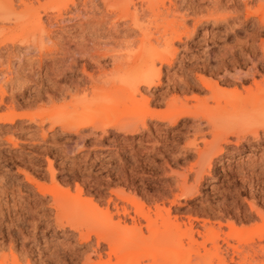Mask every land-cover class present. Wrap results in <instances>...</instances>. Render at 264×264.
<instances>
[{"label":"rangeland","instance_id":"rangeland-1","mask_svg":"<svg viewBox=\"0 0 264 264\" xmlns=\"http://www.w3.org/2000/svg\"><path fill=\"white\" fill-rule=\"evenodd\" d=\"M84 1L39 0L37 5L31 0L39 22L25 17L0 33L5 91L0 117L10 115L0 129V264H81L84 255L96 260L91 252L96 237L83 241L84 234L102 227V217L107 232L118 218L129 227L133 218L137 227L144 226L136 205L152 215L160 208L182 230L193 229L201 255L204 245L212 248L205 235L213 232L218 252L211 264H239L243 257L246 264H264V239L252 236L264 228V124L241 119L244 108L264 94V63L257 65L254 79L248 72L263 54L258 44L264 41V0H94L85 6ZM14 2L19 8V0ZM173 4L191 33L174 44L173 65H163L158 80L140 89L152 114L123 120L131 110L115 89L125 70L113 72L109 85L93 88L96 70L109 73L111 57L126 49L132 64L140 43L134 29L153 25V32L154 24L171 19ZM28 44L31 50L23 52ZM91 54L98 55L96 64ZM180 106L198 109L204 135L193 136L189 117L175 124L161 119ZM78 114L82 122L77 124ZM206 116L219 118L218 130L247 129L246 136L230 135L231 144L220 142L222 151L209 150L205 141L215 132L205 127ZM201 150L211 153L199 159L197 178ZM185 178L193 190L183 198ZM26 179L46 191L40 193ZM229 227L242 238L228 237ZM182 243L187 248V240ZM99 248L106 250L103 243Z\"/></svg>","mask_w":264,"mask_h":264},{"label":"bare ground","instance_id":"bare-ground-1","mask_svg":"<svg viewBox=\"0 0 264 264\" xmlns=\"http://www.w3.org/2000/svg\"><path fill=\"white\" fill-rule=\"evenodd\" d=\"M14 1H17V0H0V33L10 30L13 27L19 26V22L22 21L21 19L25 17L30 18L29 20H31V22L33 21L39 22L40 20L39 13H38V7H37V5H39L40 3L39 0H34V3L37 5L31 2V0L30 1L29 0L28 1L19 0L20 2L19 8H16L17 6L15 5ZM86 2H88L90 5L91 4L94 5L95 1L86 0L84 1V6L85 4H87ZM176 7L177 6L174 5V8H173L174 12H172V15L170 14L171 12L168 8L169 11H167L166 17L171 15L172 16L171 19H167L164 22L157 24V25L154 24V27L156 28L154 29L153 32H151L153 30L151 29L153 25L152 27L147 26V25L144 27L143 24H141V26L139 27L135 25L136 27H138V29L135 28L134 31L138 30L137 32H139L138 40L136 41H139L140 43L138 47L139 48L138 54L136 55L135 60L133 61L132 64L128 62L129 61L128 59L129 49H126V51L125 50L123 51V53L128 52L125 54L126 56L124 57L120 49L119 52L122 53V54L120 53L121 55L117 54L118 52L116 51L115 55L116 54L117 55L111 57L110 62L112 63V68H111L112 70L111 71L109 70L110 71L109 73H107L108 71L105 72V70L102 69V67L97 66L99 67V69L96 70L98 71V75H96L98 77L95 76L96 77L95 79V77L93 76L95 81L97 80V82H92L91 87L93 88H96L97 87L96 85L98 83L102 85H106V86L109 85L112 82L110 77L113 72L117 73L118 71L125 70L123 78L120 82L121 86L115 89V94L117 95L119 100L124 102L126 104V107L131 110V113H127L121 117L123 120H129V119L142 120L151 113L150 110L148 109L147 99L145 96H143L140 93V89L141 87H150L154 84L156 80H158V78L160 77L161 69L163 65H167V68H170L173 65L174 60L177 55V48L174 47V44L182 43L183 38L188 37L189 34L191 33V30H189L188 27L185 26V23H184L185 16L183 14L177 15L178 7L177 8ZM134 10L136 11V9ZM178 16H180L181 20L177 18ZM135 22H137V20ZM260 22L262 23L261 25L264 28V19L261 20ZM47 25L49 28H53L54 26V23L50 21V18H48ZM142 26L144 28L146 27L148 28L151 27V28L150 29L146 28L147 30L146 29L143 30ZM127 28L126 30H128ZM48 33H49L48 37L50 39L51 32L49 31ZM116 34L118 35V32H116L115 35ZM122 36L125 37L124 35ZM131 37L133 38V36ZM115 38L116 37H114V39ZM115 41H113V43ZM132 41L134 43L135 40H132ZM125 43L123 45H125ZM127 43H130V42H127ZM127 43L126 45H128ZM136 43L137 42H135V44ZM105 44H109V43L106 42ZM117 45H119V43ZM258 46L260 50H262L263 54H262V57H260V59L254 58L253 60H255V62L253 60L251 61L252 65L248 69V72L250 73V76L252 77V79H254L255 75H258L257 65H259L260 63H264V41L261 40ZM97 49H98V46L96 50ZM101 49H102V46H101ZM22 50L23 52L29 53V51L31 50V45L28 44ZM96 50H94V52ZM99 51L97 54H101L99 53ZM102 51L103 53L106 51V48L104 49V46H103ZM105 54L107 55V53ZM92 55L93 54H91L90 56H91L92 61L94 62L95 58L98 55L95 54L96 56L94 58H92ZM102 57L104 58L103 54H102ZM102 57L100 55L99 58L101 59ZM126 58L128 61L126 60ZM156 62L159 63V66L156 65ZM73 65H74V62H73ZM41 68H42V63L40 62L38 70H40ZM121 69H124V70H121ZM68 70H71L70 67ZM45 74H48V73L46 72ZM88 76L92 78V75L88 74ZM263 83H264V80H263ZM203 85H205L206 87L209 86L205 82H203ZM101 90H105V89L101 88ZM4 95H5V91L3 90L2 86H0V103H2ZM255 100L256 102H255V105L253 104L254 105L253 107H251L250 109H247V107L244 108L243 112L241 113V119H243L242 121H247V122L253 120L258 125L260 122L264 124V94H261ZM93 113L94 112H92V114ZM95 114H98V113L96 112ZM9 116L10 115L0 117V129H2L3 127L2 125H4L8 121ZM221 116H224V114ZM88 117H90V115ZM183 117H186V118L189 117L190 119H192L193 122L191 125V131L194 137L199 136V134L204 135L201 132L202 125L200 122L201 120L199 119V111L197 108H194L192 110L190 108H187L186 106L172 107L171 109L168 110L167 114L165 115L163 114V116H161V119L163 121H167L168 123L175 124L179 118H183ZM74 119H76L77 124L81 120L79 114L76 115ZM85 119H88V118H85ZM122 119H119V120H122ZM117 120H118V117H117ZM207 120H208L207 124H204L206 125L205 127H208L207 125H209L210 126L209 129L212 128L213 132H215L214 134H211V136L213 135L211 141H208V142L205 141V145H206L205 148L208 147L209 150H215L219 148V151H222V148L220 147V142L223 141L224 145L231 144L232 142L229 139L230 135H231L230 137L236 136L238 139L241 136L243 137L246 136V135H243L245 133H242V132H244V130H247V129H243V131L241 132L235 131L234 129L233 131L229 129L230 132L228 130L221 131V130H218V127H217V121H219V118L208 116ZM261 127H264V125H262ZM248 128H251V127H248ZM239 134L241 135L239 136ZM252 134H253L252 136H254V133ZM256 135L258 136V134H255V136ZM255 149L258 151L259 147ZM203 150L200 151L201 154L198 153V157H197L198 160L195 163V168H196L195 174L197 178L199 177V159L201 158V156H204L206 154L209 155L211 153V151L209 150H207L208 153L207 151L205 152ZM186 181L187 180L185 178L183 180V184L180 189L181 193L179 192V194H181L180 196H183V198L186 197L187 194L190 195V193L193 190L191 186L187 185ZM25 184L37 186V184L34 181H32V179H26ZM37 188L40 193H44L46 191L40 186H37ZM56 190L54 192H56ZM180 196L176 199H179ZM60 200H63V199L60 198L59 201ZM59 201L58 203L60 204L63 203V201L61 202ZM122 211H123V216L128 215L127 210L125 208H123ZM134 212H135V215H137L142 221H144L145 223L144 226L143 225L140 226L139 224L140 227H137V225H135V222H134L135 219L133 218L134 220L132 219L133 222L129 227L125 222L124 223L121 222V220L118 218L115 224H112V226L108 227V229L110 230L109 232H107L103 228V226L105 225V222L103 221V219L105 218L102 217V223L99 224V227L102 226V224H104L102 227L97 228L96 226L95 227L93 226L92 229H90L86 234H84V236L82 237L83 241H89L91 235H94L96 237L95 248L92 249L91 252L96 256L97 259L92 260L91 255H84L81 264H144L143 262H141V259H144V258H148L151 261L149 264H211V259L217 256V252H218L217 242H216L217 236L213 232H208L205 235L206 240L210 242V244L212 245V248L210 250H206L204 247L205 245H204L202 249L204 250L205 254L201 255L200 247L202 246V244H199V242L195 239L193 235V229L189 227V228H185L184 230H182L181 226L178 223L173 222V220L170 218L168 213H166V215L162 213L163 212L162 209L156 208L155 212L152 215V213L149 210L144 211L141 206L136 205ZM109 218L110 217H108V219ZM109 220H112V219H109ZM142 227L145 228L148 234L147 236L143 234ZM229 230L231 233L227 235L228 237L232 236V233H235L233 234V236L238 237V239L242 238L243 233L234 232L232 227H229ZM256 235L263 237L264 239V228H263V231H258L255 233V235H252V236H256ZM182 239L187 240V248H184ZM101 243L105 244L106 250L104 249L100 250L99 246L101 245ZM147 243H149V246H147L148 245ZM246 262H247L246 258L243 257L239 264H246ZM219 264H224V263H219Z\"/></svg>","mask_w":264,"mask_h":264}]
</instances>
